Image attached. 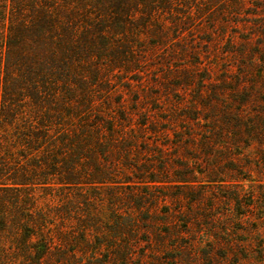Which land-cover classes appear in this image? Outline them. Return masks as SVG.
<instances>
[{
    "label": "rangeland",
    "instance_id": "374dc122",
    "mask_svg": "<svg viewBox=\"0 0 264 264\" xmlns=\"http://www.w3.org/2000/svg\"><path fill=\"white\" fill-rule=\"evenodd\" d=\"M136 1L137 12L125 25L116 16L104 18L107 57L92 61L88 80L80 81L92 86L94 96L112 102L115 113L121 103L135 119L168 117L181 113L180 102L210 113L209 107L201 108V99L231 100L235 89L253 88L252 99L260 101L264 0ZM4 37L0 27V53ZM5 84L0 81V89ZM132 136L147 141L135 144L138 150L132 153L138 157L140 149H153L152 142L171 143L164 136ZM252 148L243 153L252 157L249 170L256 182L246 183L242 193L236 183L205 182L199 174L200 183L191 190L132 189L121 183L0 189V264H264V171L257 158L264 146ZM153 151L135 163L150 172L135 177H179L180 165L188 164L190 152L172 148L166 155L169 174L162 176V159ZM233 153L238 152L227 158ZM228 162L220 159V181L246 177L240 168L237 173L223 168ZM237 197L239 207L229 200ZM33 244L48 248L41 261L29 248Z\"/></svg>",
    "mask_w": 264,
    "mask_h": 264
},
{
    "label": "trees",
    "instance_id": "16d2710c",
    "mask_svg": "<svg viewBox=\"0 0 264 264\" xmlns=\"http://www.w3.org/2000/svg\"><path fill=\"white\" fill-rule=\"evenodd\" d=\"M4 4L0 11L1 32H5L0 81L6 83L0 89V189L43 185L66 190L121 183L132 189L191 190L200 183L199 174L208 179L205 182L236 183L242 193L246 183L256 182L249 170L252 157L243 151L254 144L264 146V93L257 101L252 99L253 88L235 89L231 100L201 99V108L209 107L210 113L180 102L181 113L160 118L141 114L135 119L121 103L115 113L112 102L94 96L88 82L80 83L88 80L87 66L92 61L107 57L104 39L109 27L104 18L116 16L125 25L137 12L138 1L5 0ZM133 133L170 140L152 142L153 149L138 152L140 157L159 148L152 155L162 159V176L169 174L166 155L172 148L190 152L185 158L188 164L180 165L176 173L179 177H135L150 171L136 168L135 163L141 162L132 153L138 150L135 144L147 141ZM233 151L238 153L227 158ZM259 152L258 166L264 171V151ZM220 159L229 161L223 168L231 166L236 173L240 168L246 177L220 181ZM120 166L132 177H123ZM229 200L241 206L238 197ZM36 245L29 248L38 262L48 248Z\"/></svg>",
    "mask_w": 264,
    "mask_h": 264
}]
</instances>
